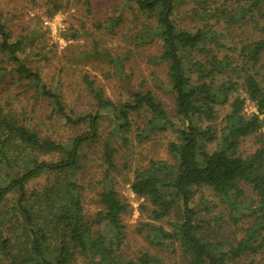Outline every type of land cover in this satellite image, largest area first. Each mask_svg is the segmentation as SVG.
Masks as SVG:
<instances>
[{"label": "trees", "instance_id": "16d2710c", "mask_svg": "<svg viewBox=\"0 0 264 264\" xmlns=\"http://www.w3.org/2000/svg\"><path fill=\"white\" fill-rule=\"evenodd\" d=\"M122 1L140 15L134 45L159 47L148 62L165 69L174 114L185 129L173 125L151 91L134 92L130 101L114 104L87 76L84 83L96 109L75 119L66 117L69 125L85 124L87 130L64 144L41 137L0 105V264H167L148 252L133 257L123 253L122 216L129 205L109 179L116 170V151L109 139L102 144L106 171L96 194L100 209L93 216L83 211L79 175L86 166L84 149L100 141L101 120L114 124L119 137L129 131L134 113L148 116L144 128L137 127L138 141L155 131L178 133V141L167 145L169 159L150 160L134 171L129 183L131 192L152 207L150 219L159 221L172 212L176 216L169 223L171 231L142 224L139 231L149 243L178 242L184 264H239L264 248V0H221L218 6L208 0ZM186 18L203 24L195 30L180 27ZM121 21V15L108 19L107 29ZM246 25L257 39L233 48L235 55L221 52L224 35L218 28ZM26 46L22 38L11 39L0 19V54L10 64L11 79L19 87L33 88L57 114H64L59 93L48 89L38 71L21 59ZM110 60L119 64L118 58ZM5 73L0 69V85ZM248 103L254 112L245 111ZM223 106L228 112L219 129L203 125L215 120L216 108ZM248 137L255 139L257 148L244 157L239 147ZM120 139L127 142L124 136ZM54 154H59L57 160L47 159ZM43 178L41 188L30 187ZM204 189L227 208L230 224L242 227L227 243L208 230L201 213L210 209L193 205L196 193ZM141 209L146 207L142 204Z\"/></svg>", "mask_w": 264, "mask_h": 264}, {"label": "rangeland", "instance_id": "374dc122", "mask_svg": "<svg viewBox=\"0 0 264 264\" xmlns=\"http://www.w3.org/2000/svg\"><path fill=\"white\" fill-rule=\"evenodd\" d=\"M208 1L213 6L221 3V0ZM123 5L122 0H0V19L6 32L12 40L22 38L27 45L20 55L21 59L38 71L48 89L59 93L65 111L62 115L57 114L50 101L36 95L33 88L19 87L15 79H11L10 64L1 54L0 69L6 71V77L0 85V105L6 110L10 109L41 137L64 144L87 130L85 124L69 125L66 117L75 119L96 109L95 100L84 83L87 76L95 89L101 90L104 97L114 104L130 101L134 92L151 91L167 111L173 125L182 129L183 123L174 114V97L165 86V69L148 62V57L155 55L159 47L156 44L145 47L134 45L133 36L139 29L140 15L133 6L128 8ZM119 15L122 18L120 24L108 30L107 20ZM178 24L182 28L195 30L203 23L186 18ZM218 31L224 35L220 39L224 43L221 52L229 55H235L236 52L231 51L233 48L238 50L242 44L257 39L250 25L229 30L219 27ZM115 58L119 59V64L110 60ZM259 72L262 76L263 71ZM216 109L215 120L203 125L210 124L216 129L221 127L228 107ZM245 111L251 113L255 109L248 103ZM147 118L143 113L132 114L129 131L125 134L120 132L119 137L114 135L115 126L107 118L100 121L101 139L84 149L86 166L79 175L84 188L81 193L83 211L85 215L93 216L100 209L96 194L101 190L106 171L102 144L109 139L116 151V170L110 172L109 179L120 198L129 205L127 213L122 216L125 234L123 253L133 257L139 252H148L167 264H184L185 258L178 242L169 240L162 246H154L146 239L145 232L139 231L145 223L171 231L169 223L176 219L173 212L159 221L150 219V204L134 195L129 188L136 169L147 167L150 160H168V143L178 141V133L172 129L155 131L148 138L138 141L135 137L137 127L144 128ZM122 136L127 142L120 139ZM213 147L211 145L209 149ZM256 148L255 139L248 137L241 142L239 154L248 156ZM58 155H51L47 159L57 160ZM44 184L43 178L30 187L41 188ZM12 200L13 197L8 204ZM193 201L198 210L204 207L210 209L209 213L202 212L201 216L208 222V230L214 231L222 242L229 241L233 232L236 236L241 234V225L233 227L230 224L227 208L210 191H198ZM142 204L146 209H141ZM250 260L263 261L264 248L257 255L247 256L241 259V263L238 262L245 264Z\"/></svg>", "mask_w": 264, "mask_h": 264}]
</instances>
